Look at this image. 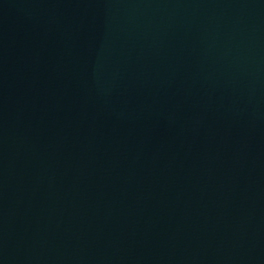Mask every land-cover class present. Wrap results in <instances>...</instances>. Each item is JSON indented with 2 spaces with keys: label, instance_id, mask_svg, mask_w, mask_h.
<instances>
[{
  "label": "water",
  "instance_id": "95a60500",
  "mask_svg": "<svg viewBox=\"0 0 264 264\" xmlns=\"http://www.w3.org/2000/svg\"><path fill=\"white\" fill-rule=\"evenodd\" d=\"M0 264H264V0H0Z\"/></svg>",
  "mask_w": 264,
  "mask_h": 264
}]
</instances>
